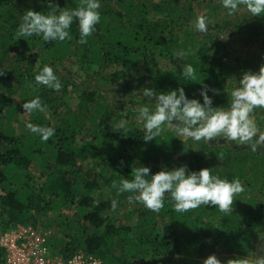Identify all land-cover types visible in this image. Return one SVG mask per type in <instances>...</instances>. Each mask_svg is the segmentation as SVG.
Instances as JSON below:
<instances>
[{"label": "trees", "instance_id": "trees-1", "mask_svg": "<svg viewBox=\"0 0 264 264\" xmlns=\"http://www.w3.org/2000/svg\"><path fill=\"white\" fill-rule=\"evenodd\" d=\"M23 1L0 0V237L18 225L43 226L53 215L46 226L58 229L54 245L68 256L83 251L105 264L108 258L111 264H145L152 258L156 264H203L211 254H230L255 264L247 257L253 247L264 248V151L183 142L175 121L173 129L166 126L145 142L143 121L131 107L145 106V88L159 93L178 87L201 103L202 89L218 90V95L208 91L215 107L248 66L225 52L221 36L243 33L245 19L257 29L256 18L241 6L231 16L226 9L219 20L221 0H210L203 16L211 23L199 33L189 20L201 16L205 1L100 0L101 20L86 44L78 42L75 18L70 40L44 42L16 35L26 11L75 9L83 0H40L32 8ZM182 50L187 55L180 58ZM45 64L60 79L59 91L36 86L34 77ZM185 64L194 67L195 79L181 75ZM108 92L125 99L111 101ZM35 96L45 111L24 112L22 104ZM128 99L131 107L124 113ZM28 123L56 133L43 142ZM255 124L264 132V116ZM173 159L191 171L212 168L221 178L238 177L246 190L228 212L201 205L186 213L174 211L167 194L165 206L153 212L130 201L131 193L118 192L119 181L131 179L137 167L148 166L154 174L163 166L176 168ZM135 216L136 226H130Z\"/></svg>", "mask_w": 264, "mask_h": 264}, {"label": "clouds", "instance_id": "clouds-1", "mask_svg": "<svg viewBox=\"0 0 264 264\" xmlns=\"http://www.w3.org/2000/svg\"><path fill=\"white\" fill-rule=\"evenodd\" d=\"M222 7L228 10L231 16L237 13L241 6L246 7L253 17H264V0H221ZM100 0H83L75 9L63 8L57 11L37 12L27 10L22 17L16 35L18 37H39L44 42L71 39L70 28L74 18L79 26V43L86 44L88 38L96 31L100 23ZM211 19L198 16L194 21V28L199 33H206ZM187 55L180 51L177 56ZM181 75L188 80L195 79V69L191 64L181 67ZM36 86H45L59 91L62 83L51 65L45 64L34 77ZM212 91L218 95L216 89H202L200 99L189 98L183 87L160 91L154 88H145L143 97L147 98L145 106L138 109V120L143 121L145 142H150L161 134L164 127L175 124V134L179 137L191 138L196 142H210L220 138L224 141H233L241 145H249L256 151V145L251 144L257 137L259 129L251 118L257 108H264V65L258 72L245 71L236 86L231 91L228 107H213V99L208 95ZM148 104H154L150 109ZM46 105L40 96L25 101L22 104L24 112H43ZM26 127L33 134L39 136L43 142L52 138L56 129L50 126H41L28 123ZM259 141H264V133H259ZM113 187H117L113 183ZM246 190L240 178L229 180L212 173V168H202L191 171L187 165L173 169L163 166L160 171L152 173L150 167L142 165L132 173V178L119 181V193H131L128 199L142 203L143 207L153 212H159L165 206L166 194L173 204L174 211L186 213L197 209L201 205L218 207L221 212H228L233 205L234 198ZM116 209L117 202H112ZM203 264H249L247 259L235 258L221 261L215 254L208 256ZM255 264H264V255L256 259Z\"/></svg>", "mask_w": 264, "mask_h": 264}, {"label": "rangeland", "instance_id": "rangeland-1", "mask_svg": "<svg viewBox=\"0 0 264 264\" xmlns=\"http://www.w3.org/2000/svg\"><path fill=\"white\" fill-rule=\"evenodd\" d=\"M37 1H40V0H24L22 2V4H24L25 7L32 8V7H34V4ZM202 1H205V3H206L204 5V7H202V12H201V15H204V13L207 11L205 7L208 5L210 0H202ZM220 14H221V16L219 17V20H222L224 18V16H226V9L222 7ZM255 18H256L255 21H257L259 23L258 24L259 29L257 28L258 30L250 28V26H249L250 20L245 19L242 22L245 26V30L243 33L236 34L235 36L230 37V38L228 36H225V37L221 36V38H223V39L221 40L220 44H221L222 48H224V50H226L225 52H229L230 54H232L233 60L237 59L241 63H247L248 66L244 70V72L248 71V70H251L253 72H258L260 66L264 65V20H263V17H260V18L255 17ZM194 21H195V19L189 20V22L193 28H194ZM197 47H198V44L194 48L197 49ZM107 95L111 101L114 100L115 102H117V100L120 101V99H125V98H123V96L121 94H116V93H112V92H110V94H109V92H108ZM230 99H231V91L228 92V96L226 98H223V99H220L219 101H217L215 104V107H225L224 106L225 104H227V106H229ZM130 102L131 101L128 99L126 101V103L124 104V109H123V111H125L124 113H127V110L130 109L129 108V107H131ZM117 105H119V102L117 103ZM120 107H118V110H120ZM131 108L133 109V111L138 112L139 106L136 104V106H134V108L133 107H131ZM257 109L259 110V113L257 115H254L253 113L251 114V118L253 119L254 123L258 117L264 116V108H257ZM136 119H137V117H136ZM170 128H172V126ZM259 133H264V132L259 130L257 137H254L253 141H251L250 143L255 144L257 149H262L264 151V141L258 140ZM177 137H179V136H177ZM179 138H181L180 140L183 142H185V141H187V139H189L187 137H179ZM210 142H212V143L217 142V143H220L222 145L226 144L230 148L231 147L233 148L236 146H248V147H250L249 145H241V144H238V143L233 142V141H227L226 142V141L220 139L219 137L216 138V140H212ZM171 164L174 167L178 166V162L176 159H173ZM254 194L258 198V202L261 201L260 200V199H262L261 194L258 191H254ZM53 217H54L53 215L47 216L46 219L43 221L44 225L40 226L39 228L52 232V235L54 236L52 239V242H56L57 237H59L58 229L46 226L49 224V222L52 221ZM136 221H137V217L135 216L133 221L130 222V226H136ZM19 226H26V225H18V227ZM263 249L264 248L260 247V246L253 247L252 252H251L252 254L249 255L247 258L250 260L256 261V259L259 256L264 255ZM119 253H120V251L116 250L115 255H118ZM211 255H213V254H211ZM215 255L221 261H227L228 259L238 258L236 256H231L230 254H215ZM206 258H203L202 261H204ZM108 261L107 262L110 264L113 262L111 258H108ZM145 264H156V260L154 258L149 259L145 262Z\"/></svg>", "mask_w": 264, "mask_h": 264}, {"label": "built area", "instance_id": "built-area-1", "mask_svg": "<svg viewBox=\"0 0 264 264\" xmlns=\"http://www.w3.org/2000/svg\"><path fill=\"white\" fill-rule=\"evenodd\" d=\"M52 232L31 225L17 226L0 237L4 264H105L103 260L78 251L72 255L54 245Z\"/></svg>", "mask_w": 264, "mask_h": 264}]
</instances>
